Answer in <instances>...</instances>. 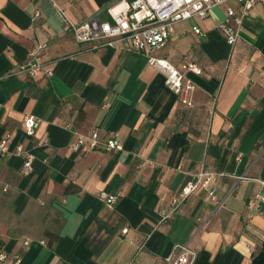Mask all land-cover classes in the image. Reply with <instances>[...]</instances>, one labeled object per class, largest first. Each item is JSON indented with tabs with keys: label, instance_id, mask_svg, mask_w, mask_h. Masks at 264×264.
Here are the masks:
<instances>
[{
	"label": "crops",
	"instance_id": "1",
	"mask_svg": "<svg viewBox=\"0 0 264 264\" xmlns=\"http://www.w3.org/2000/svg\"><path fill=\"white\" fill-rule=\"evenodd\" d=\"M121 1L0 0V143L13 151L0 157V254H21V264H167L188 244L194 264H251L264 242V5L245 17L233 49L220 8L199 23L203 36L179 25L156 53L201 68L188 74L197 85L188 107L146 56L77 43L55 6L83 23L107 20ZM40 43L54 75L7 77ZM29 115L40 120L32 138ZM94 130L123 150L75 153ZM18 143L35 156L29 175ZM204 172L208 188L162 221ZM102 191L119 196L113 207Z\"/></svg>",
	"mask_w": 264,
	"mask_h": 264
},
{
	"label": "built area",
	"instance_id": "2",
	"mask_svg": "<svg viewBox=\"0 0 264 264\" xmlns=\"http://www.w3.org/2000/svg\"><path fill=\"white\" fill-rule=\"evenodd\" d=\"M258 4L264 5V0H122L107 9L108 19L100 21L91 19L83 23L75 22L65 9L55 4L63 18V29L71 33L79 44L89 45L92 49H111L118 53H137L148 58L152 69L161 73L165 78V85L181 98L184 105L192 107L197 90L196 83L188 76L189 73L201 75V68L195 63H185L181 67L173 65L169 60L156 57V53L163 49L173 37L179 25L194 22L192 31L203 36L199 23L207 20L216 9H225V18L218 25V30L224 36L228 46L233 49L241 34L244 19ZM35 16H39L36 13ZM48 48L47 43H40L33 49L26 62L19 65L7 77L26 75L38 77L46 75L52 77L54 71L41 60L40 53ZM40 125L35 116L24 119L25 136L32 138ZM75 153H84L104 148L107 151H122L123 145L117 138L103 140L101 133L94 130L91 134L80 136L72 144ZM9 139L0 143V157L11 154ZM15 153L24 158L23 174L33 172L35 156L25 149L23 143L15 146ZM207 173H201L196 180L190 181L181 193L172 200L171 209L162 212V221L167 222L177 215L190 196L207 189L209 179L204 180ZM215 200L214 192L210 193ZM119 196L107 191L99 194V199L109 207H113ZM127 233V230L124 231ZM29 245V241L24 243ZM198 254L188 244H177L167 259V264H194ZM23 256L0 254V264H21Z\"/></svg>",
	"mask_w": 264,
	"mask_h": 264
},
{
	"label": "trees",
	"instance_id": "3",
	"mask_svg": "<svg viewBox=\"0 0 264 264\" xmlns=\"http://www.w3.org/2000/svg\"><path fill=\"white\" fill-rule=\"evenodd\" d=\"M251 264H264V242L261 248L253 254Z\"/></svg>",
	"mask_w": 264,
	"mask_h": 264
},
{
	"label": "rangeland",
	"instance_id": "4",
	"mask_svg": "<svg viewBox=\"0 0 264 264\" xmlns=\"http://www.w3.org/2000/svg\"><path fill=\"white\" fill-rule=\"evenodd\" d=\"M219 10H220V9H219ZM219 10H215V11H213L212 14H214L215 12H217V11H219ZM193 24H194V22L190 21V22L183 23V24H181V25H193Z\"/></svg>",
	"mask_w": 264,
	"mask_h": 264
}]
</instances>
